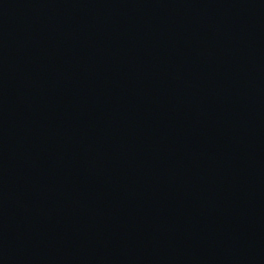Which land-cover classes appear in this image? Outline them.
I'll return each instance as SVG.
<instances>
[{
  "label": "water",
  "instance_id": "obj_1",
  "mask_svg": "<svg viewBox=\"0 0 264 264\" xmlns=\"http://www.w3.org/2000/svg\"><path fill=\"white\" fill-rule=\"evenodd\" d=\"M0 264H264V0H0Z\"/></svg>",
  "mask_w": 264,
  "mask_h": 264
}]
</instances>
